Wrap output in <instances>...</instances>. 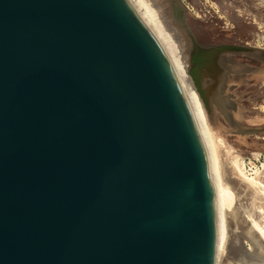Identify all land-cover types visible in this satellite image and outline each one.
I'll use <instances>...</instances> for the list:
<instances>
[{"label": "water", "instance_id": "water-1", "mask_svg": "<svg viewBox=\"0 0 264 264\" xmlns=\"http://www.w3.org/2000/svg\"><path fill=\"white\" fill-rule=\"evenodd\" d=\"M209 158L127 0H0V264H214Z\"/></svg>", "mask_w": 264, "mask_h": 264}, {"label": "rangeland", "instance_id": "rangeland-1", "mask_svg": "<svg viewBox=\"0 0 264 264\" xmlns=\"http://www.w3.org/2000/svg\"><path fill=\"white\" fill-rule=\"evenodd\" d=\"M146 2L193 79L220 186L235 198L223 210L224 257H244L250 244L238 242L246 232L240 235L230 213L255 217L262 209L264 218L260 189L238 175L242 168L248 180L264 177V0ZM211 50V58L197 61Z\"/></svg>", "mask_w": 264, "mask_h": 264}, {"label": "bare ground", "instance_id": "bare-ground-1", "mask_svg": "<svg viewBox=\"0 0 264 264\" xmlns=\"http://www.w3.org/2000/svg\"><path fill=\"white\" fill-rule=\"evenodd\" d=\"M127 1L133 8L139 20L155 38V40L158 42L159 46L165 53L171 65V68L176 76L177 82L189 105V108L191 110V113L193 115V118L195 120V123L197 125V128L199 130V133L201 135V138L208 154L211 181L215 189L216 207L217 239L215 246L214 264H264V218L259 219V216L263 214L261 211L262 209L256 210L255 217L246 214L239 216V214V219L238 216L236 217V214L232 213L231 210L230 217L233 216V218L235 219H233V221H236L237 226L240 227L239 229L241 230L243 228L244 232H246L244 238L238 239V242L242 241L244 245L250 244V248H248L249 253H244V257L232 256L230 260L227 258V255L224 257L225 250L223 243V210L225 208V203H227L228 208L231 207V199L234 195L232 196L233 193L229 192V190L226 191L220 186V178L218 177L216 163L212 155L211 141L209 140L207 125L203 116L204 112L202 111V107L200 105L197 89L194 86L193 79H191L190 75L188 74L186 66L182 63L177 51L175 50L170 37L165 32L163 25L156 17L151 6L146 2V0ZM215 52L216 50L201 52V54L197 56V61L203 62L204 60L211 58ZM220 164L219 166H221ZM219 168L221 169V167ZM238 175L240 176V178H243V180L246 181L248 184L260 189L261 194L264 196V177L260 176L248 180L245 173L242 171V168L240 169V171H238ZM238 213H240V211ZM243 234L245 233H243V231L241 230L240 235Z\"/></svg>", "mask_w": 264, "mask_h": 264}]
</instances>
